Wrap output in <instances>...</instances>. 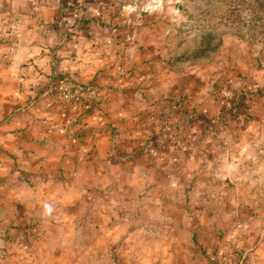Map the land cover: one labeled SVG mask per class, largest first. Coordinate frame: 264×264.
<instances>
[{"label":"crops","instance_id":"1","mask_svg":"<svg viewBox=\"0 0 264 264\" xmlns=\"http://www.w3.org/2000/svg\"><path fill=\"white\" fill-rule=\"evenodd\" d=\"M97 8L93 0H0V22L14 33L0 41V264H108L111 252L124 254L123 239L175 236L137 224L184 214L194 173L215 164L216 177L264 179V50L237 40L230 59L174 71L167 28L145 22L153 11L125 18L109 5L98 18ZM123 48L129 72L119 74ZM221 70L241 89L262 91L243 134L210 130ZM65 79L93 83L99 95L67 102ZM51 121L64 133L48 132ZM151 134L168 137L154 155L141 147Z\"/></svg>","mask_w":264,"mask_h":264},{"label":"rangeland","instance_id":"2","mask_svg":"<svg viewBox=\"0 0 264 264\" xmlns=\"http://www.w3.org/2000/svg\"><path fill=\"white\" fill-rule=\"evenodd\" d=\"M108 1L118 9L123 8L125 18L131 17L132 13L133 18H137L141 17V12L144 15L153 11L151 16L144 18L145 22L153 21L167 28L165 40L170 54L167 64L174 71L203 67L222 54L230 59L232 42L237 40L254 42L260 52L264 50V0ZM122 19L125 20L124 17ZM2 21H5V17ZM5 25L6 21L0 30V41L6 38L3 36L4 31L11 33L10 40L14 36L13 27L7 26V29ZM225 71H217V76L212 78L215 96L216 91L227 82L224 79ZM231 124L233 126L223 127L218 134L223 131L234 133L227 129L235 127V122ZM210 130L215 135V130ZM206 170L203 174L194 173L191 186L182 191L185 196L182 195L184 202L182 206L179 205V209L184 214L177 213L174 222H163L164 218L160 217L158 222L137 224V227L147 226L148 229H145L149 232L151 229H159L161 232L174 229V237H156L152 234L144 236L140 232L131 239H123L119 248L123 246L124 254L116 249L115 253L107 255L109 259L106 262L224 264L232 249L233 259H239L237 263L232 260L231 264H264V179L250 186L251 179L247 171H241V179L232 180L231 176L216 177L215 164ZM174 193L180 196V191ZM239 224L244 226L238 228ZM3 239L6 244L9 238ZM2 245L3 241L0 249L5 250ZM18 253L23 255L22 252Z\"/></svg>","mask_w":264,"mask_h":264},{"label":"built area","instance_id":"3","mask_svg":"<svg viewBox=\"0 0 264 264\" xmlns=\"http://www.w3.org/2000/svg\"><path fill=\"white\" fill-rule=\"evenodd\" d=\"M80 3H85L86 0H77ZM97 5L98 8L95 12V15L98 18H102L103 13L105 12V8L110 5V1H105V0H93ZM14 46H11L10 49L14 50ZM124 52L122 54V58H120V62L115 65V69L117 73L119 74H126L129 72L128 69H126L125 63L123 60H126V52L128 51L127 48L121 49V52ZM62 97L65 101L67 102H74V101H79L82 99L86 98H97L99 95L98 88L95 86L93 83H76L73 82L69 79H65V81L62 84ZM241 88L236 85L233 80H228L225 85L221 86L217 91V99L220 104V108H228L232 99L237 95L238 91H240ZM260 91L259 89H256L255 92L257 93ZM160 105H157V108H159ZM162 113V112H161ZM164 119H167L170 117V113L164 112ZM249 113V111H248ZM221 110L218 113L216 119L220 116ZM237 120L243 121L244 116H240L237 118ZM198 121L195 120V117L191 116V122L188 124L189 127H191V132H194L196 130V123ZM46 129L48 132H57V133H64L65 129L64 126L61 124H58L57 122L51 121L46 125ZM165 145V139L163 136L158 137L157 139H153L152 137H147L145 139H142L141 141V147L150 155L156 154L157 150ZM244 224H239L238 228H242ZM24 249H29L28 245H24ZM215 259V258H214ZM233 260V255H232V249L230 251L229 257L226 259V262L224 264H231Z\"/></svg>","mask_w":264,"mask_h":264},{"label":"trees","instance_id":"4","mask_svg":"<svg viewBox=\"0 0 264 264\" xmlns=\"http://www.w3.org/2000/svg\"><path fill=\"white\" fill-rule=\"evenodd\" d=\"M260 91L257 93L253 90H247V89H241L238 91L237 95L232 99L230 105L228 108L221 109L220 116L216 119L215 117H212L209 119L211 123V129L215 130V134H218L220 129L222 130L223 127H228L229 125H232V122H235V127L227 128L229 131L234 132V134H238V132L243 131L247 128L248 122L250 120V113H248L251 104L253 103L255 96L259 95ZM202 119L203 117H206L207 115L202 113ZM191 116L196 118V114L191 112L188 114V123L191 122ZM240 116H244L243 121H238L237 118ZM208 118V117H207ZM201 119V120H202ZM233 126V125H232ZM162 135L153 136V138L160 137ZM164 139H167V136H163ZM238 257H236L235 262H238Z\"/></svg>","mask_w":264,"mask_h":264}]
</instances>
